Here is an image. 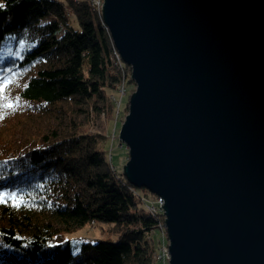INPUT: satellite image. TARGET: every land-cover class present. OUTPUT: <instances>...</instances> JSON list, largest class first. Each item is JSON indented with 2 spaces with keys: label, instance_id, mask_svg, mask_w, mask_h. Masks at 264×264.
Masks as SVG:
<instances>
[{
  "label": "water",
  "instance_id": "95a60500",
  "mask_svg": "<svg viewBox=\"0 0 264 264\" xmlns=\"http://www.w3.org/2000/svg\"><path fill=\"white\" fill-rule=\"evenodd\" d=\"M136 85L122 173L165 200L169 264H264V0H104Z\"/></svg>",
  "mask_w": 264,
  "mask_h": 264
},
{
  "label": "trees",
  "instance_id": "16d2710c",
  "mask_svg": "<svg viewBox=\"0 0 264 264\" xmlns=\"http://www.w3.org/2000/svg\"><path fill=\"white\" fill-rule=\"evenodd\" d=\"M0 4V264H155V195L116 170L106 135L81 130L134 83L102 14L91 0ZM95 220L118 238L66 237Z\"/></svg>",
  "mask_w": 264,
  "mask_h": 264
},
{
  "label": "rangeland",
  "instance_id": "374dc122",
  "mask_svg": "<svg viewBox=\"0 0 264 264\" xmlns=\"http://www.w3.org/2000/svg\"><path fill=\"white\" fill-rule=\"evenodd\" d=\"M73 22L76 28H80L73 16ZM131 75V73L129 74ZM124 88L119 85L118 92L114 94L111 99L114 102V108L111 110L107 105L105 115L100 118L93 113L90 116H79L82 121L83 131L99 132L106 135V140L100 145L104 148L110 159L112 165L117 171L122 172L125 164L129 159V148L125 143H122L119 134L128 113H129V99L136 90L134 83H123ZM122 89V94L120 90ZM90 107V105H89ZM95 123V124H94ZM104 145V146H103ZM152 198V196H150ZM113 223L103 222L100 220L87 222L78 230L67 233L66 237L69 240H83V239H112L118 238V233L114 232ZM150 237L154 241L155 252L160 253L168 244L166 227L164 225L156 228L151 233ZM155 264H162L155 261ZM169 264V263H167Z\"/></svg>",
  "mask_w": 264,
  "mask_h": 264
},
{
  "label": "built area",
  "instance_id": "2783aa9c",
  "mask_svg": "<svg viewBox=\"0 0 264 264\" xmlns=\"http://www.w3.org/2000/svg\"><path fill=\"white\" fill-rule=\"evenodd\" d=\"M91 2H92V5L97 9V11L102 14L104 0H91ZM115 54H116L117 60L120 63L123 62L116 48H115ZM123 83H125V79H123L122 82L120 83V86L122 87V89L124 88ZM122 89L120 90L121 94H122ZM145 202H146L145 203L146 207L150 212L152 213H157V212L163 213L164 212L163 205L165 204V200L162 197H159V196H154L153 198L150 197V198L145 199ZM162 225H164V222L160 224V226ZM154 258H155V261L161 262L162 264L169 263L171 259V254L169 252V242L167 244V247H165L163 251H160V253L155 252Z\"/></svg>",
  "mask_w": 264,
  "mask_h": 264
},
{
  "label": "snow or ice",
  "instance_id": "6c2138e0",
  "mask_svg": "<svg viewBox=\"0 0 264 264\" xmlns=\"http://www.w3.org/2000/svg\"><path fill=\"white\" fill-rule=\"evenodd\" d=\"M0 7H3V5L2 4H0ZM3 87H0V92H3ZM5 107H8V108H11V107H13V105L12 104H7V105H5ZM0 118H2V117H0ZM0 202H4L3 201V196H0Z\"/></svg>",
  "mask_w": 264,
  "mask_h": 264
}]
</instances>
